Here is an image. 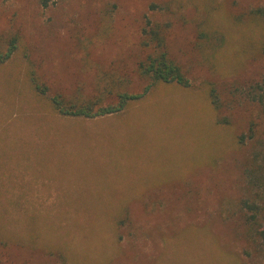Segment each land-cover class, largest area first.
I'll use <instances>...</instances> for the list:
<instances>
[{
    "label": "rangeland",
    "instance_id": "rangeland-1",
    "mask_svg": "<svg viewBox=\"0 0 264 264\" xmlns=\"http://www.w3.org/2000/svg\"><path fill=\"white\" fill-rule=\"evenodd\" d=\"M259 7L0 0V51L18 38L0 65V264H264V188L248 173L264 167V106L247 94L264 96ZM147 21L166 26L190 88L158 84L96 119L52 109L55 95L142 93Z\"/></svg>",
    "mask_w": 264,
    "mask_h": 264
},
{
    "label": "trees",
    "instance_id": "trees-1",
    "mask_svg": "<svg viewBox=\"0 0 264 264\" xmlns=\"http://www.w3.org/2000/svg\"><path fill=\"white\" fill-rule=\"evenodd\" d=\"M56 0H41V5L47 7ZM254 16L264 26V7L255 8L251 11ZM167 29L166 26L152 24L146 22V26L142 29L141 47L148 52L145 59L137 65V72L141 79L148 82V85L140 94H130L127 91H119L114 97V102L110 104L104 103V95L108 93L100 92L91 97H81L88 99H66L61 95H55L49 98L52 109L62 117L96 119L108 115L118 114L125 110L131 102L138 101L149 90L158 84H176L177 86L187 89L190 88V81L185 77L180 67L175 64L167 52L166 43ZM18 45L16 36L9 39L5 51H0V65L6 63ZM261 52L264 56V45ZM30 83L37 96L45 97L47 95V87L38 82L33 74H30ZM248 97L253 102L264 106V96L253 88L248 93ZM211 104L217 109L220 106L219 99L214 95V91L210 92ZM251 185L257 188H264V167L252 168L249 172ZM251 209H256L250 206ZM257 210V209H256ZM252 215L250 220H254ZM264 240V230L258 231Z\"/></svg>",
    "mask_w": 264,
    "mask_h": 264
}]
</instances>
